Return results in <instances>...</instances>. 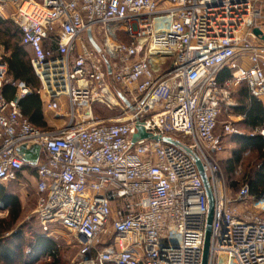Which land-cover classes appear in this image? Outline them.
Instances as JSON below:
<instances>
[{"label": "built area", "instance_id": "obj_1", "mask_svg": "<svg viewBox=\"0 0 264 264\" xmlns=\"http://www.w3.org/2000/svg\"><path fill=\"white\" fill-rule=\"evenodd\" d=\"M9 2L44 109L59 111L63 96L69 110L62 127L33 125L18 104L29 89L6 78L0 56V182L33 168L35 217L78 238L75 264H202L208 200L193 155L215 201L206 264H264V194L251 208L247 184L228 196L216 161L232 89L245 82L264 106V0H0V14ZM97 24L120 35L99 42ZM86 63L88 84L75 86ZM108 76L126 117L94 122L91 104L111 102L99 95ZM8 82L19 98L4 96ZM137 125L160 138L132 143ZM27 142L40 145L35 166L15 153Z\"/></svg>", "mask_w": 264, "mask_h": 264}, {"label": "trees", "instance_id": "obj_2", "mask_svg": "<svg viewBox=\"0 0 264 264\" xmlns=\"http://www.w3.org/2000/svg\"><path fill=\"white\" fill-rule=\"evenodd\" d=\"M0 38L3 39L1 43L4 50L9 53V56L3 59L7 64L9 80L21 82L29 89L18 100L20 109L33 125L44 127L42 101L36 93L40 84L29 63L31 53L21 45V32L13 20L0 18ZM230 77L231 71L224 67L217 73L216 81L222 85ZM4 86L12 85L10 82L4 83L2 85L3 94ZM235 94L250 98L249 104L246 103L238 107L244 111L242 123L251 130L255 128L264 129V106L262 102L251 95L245 82L236 86ZM237 139V147L232 151L230 158L222 161V165L227 173L232 174L237 167L241 166L246 152L257 151L258 162L248 165L251 169L244 173L246 181L243 183L247 184L249 188V198L254 197L256 200L264 194V137L259 133H254L252 136L240 135ZM216 161L219 165L220 160L217 156ZM256 165H259V169L254 170L253 167ZM24 168L33 171L32 167L26 166ZM19 174L17 173V177ZM0 203L2 204L0 210L7 212L5 217H0V264H37L42 258H49L52 261L51 264H58L59 248L53 239L43 233H30L28 239L23 227L16 226L22 213L21 202L18 196L9 191L2 182H0Z\"/></svg>", "mask_w": 264, "mask_h": 264}, {"label": "rangeland", "instance_id": "obj_3", "mask_svg": "<svg viewBox=\"0 0 264 264\" xmlns=\"http://www.w3.org/2000/svg\"><path fill=\"white\" fill-rule=\"evenodd\" d=\"M4 11L8 13L9 17L10 16L13 17V14L15 12V4L13 2L7 3L2 12ZM94 31L95 34H100L99 35L100 37H98V41L102 42L104 37L107 35V32H110L113 38L119 36L121 32V28L117 25L106 26L104 24H97L94 27ZM2 40L3 39L0 38V47L2 46L1 43ZM3 51H4L3 52L4 55L9 54L5 50ZM2 57L6 58L5 56ZM6 78L10 79V76L7 74ZM109 89L115 96L113 98L114 99L113 102L111 101L109 103L104 98L102 101L95 100V102L91 104V114L94 119V122L120 121L126 117V115L123 113V109H124L123 99L118 95L119 89L113 82H111V80H110ZM67 109H69L68 106ZM44 111H45V117L47 119L45 126L58 127V122L54 121L53 119H54V115L61 110L54 112L44 109ZM67 113L68 110L66 112V115ZM179 138H181V136ZM222 161L224 160H220L219 167L221 170V176L224 181V185L226 187L227 195L228 196L234 195L238 190V188L246 181L244 177V173L247 170L251 169V167H248V165H251L250 163L251 160L250 158L244 155L241 166L237 167L236 171L232 174H229L224 170ZM21 172L22 175L19 177V179L13 182H8V181L4 182L5 187L9 191L17 195L21 202L22 213L16 226L23 227V230L26 233V237L28 239L30 238V233H43L47 237L53 239V241L56 243L57 247L59 248L60 257L58 264H75L77 261V253L79 247L78 238L73 233L63 229L61 226H54L49 231H44L41 228L40 224L35 218V213H34L37 203V194H36L37 179L34 175V171H32L31 169H23ZM254 202L255 200L251 201V199H249L248 207L251 208L252 205H254ZM5 216H6V211L0 210V217H5ZM51 263L52 261L49 260V258H42L37 264H51Z\"/></svg>", "mask_w": 264, "mask_h": 264}, {"label": "crops", "instance_id": "obj_4", "mask_svg": "<svg viewBox=\"0 0 264 264\" xmlns=\"http://www.w3.org/2000/svg\"><path fill=\"white\" fill-rule=\"evenodd\" d=\"M0 18L1 19H11L13 20V17L8 15V13L6 11L2 12L0 14ZM26 49L28 50V48L26 47ZM4 48L1 46L0 47V56H5L8 57V55H4L3 51ZM4 59V58H3ZM244 65H248L247 61L244 62ZM110 77L108 76L105 79V84L107 83V86L109 88L110 86ZM4 90V96L6 98H19L18 96V90L17 88L13 87V86H4L3 88ZM235 90L236 87H234L231 91L230 97L228 98V106L223 109L222 113L220 114V116L218 117V123L216 126V132L220 135H222V140H223V150L221 152H219L216 156L219 160H226L228 158L231 157V153L232 151L237 147V137H239L240 135H250L252 136L254 133H259L261 136L264 137V129L263 128H255L253 130H251L249 127L245 126L242 121L244 119V111L240 110L238 107H240L243 104H249L250 103V98H245L243 95H239V94H235ZM110 95L114 98V94L110 92ZM118 95L120 96V91L118 92ZM41 101L43 99V97L39 96ZM244 97V98H243ZM21 98V97H20ZM58 103L60 105V110L58 112V114L54 115V121L58 122V128L64 126L67 122V116H66V112L67 110V101L65 97H59L58 98ZM65 112V114H64ZM42 114H43V120L46 123L47 119L45 117V111H44V107H43V103H42ZM231 123L232 126L237 129L240 133L239 134H225L223 133L222 127L224 123ZM46 125V124H45ZM45 128H54V126H44ZM245 156H247L248 158H250V163L251 164H256L257 161V151L253 150V151H249L246 152L244 154ZM254 170L259 169V165H256L255 167H253ZM22 175V172L19 174V177ZM35 175V173H34ZM19 177L16 178L19 179ZM36 177V176H35ZM252 200H255L254 197L249 198ZM37 204V203H36ZM2 206V204L0 203V207ZM7 214V212H6ZM36 218V217H35ZM37 220V219H36Z\"/></svg>", "mask_w": 264, "mask_h": 264}, {"label": "water", "instance_id": "obj_5", "mask_svg": "<svg viewBox=\"0 0 264 264\" xmlns=\"http://www.w3.org/2000/svg\"><path fill=\"white\" fill-rule=\"evenodd\" d=\"M253 32L257 35L261 34L260 30L256 28L253 30ZM87 37H88L89 42L92 44V46L98 49V46L94 42L90 31L87 32ZM262 38L264 39V37ZM143 138L159 139L160 137L146 132L141 125H137V132L132 137V143H134L137 139H143ZM162 139L174 145L179 144L176 140H173L170 137H162ZM15 153L27 165L35 166L38 161L39 155H40V145L33 143V142L23 143L16 147ZM193 159L195 161L199 175L203 182V186H204L205 193H206L207 200H208V212L206 216L203 254H202V264H206L207 257H208L209 239H210V232H211V223H212L213 214H214L215 201H214L212 189L210 187V183L207 178V175L204 171L202 162L200 161L197 155H193ZM79 238L83 240V237L81 235H79ZM225 259H226L225 256H222L219 260V263L224 264Z\"/></svg>", "mask_w": 264, "mask_h": 264}, {"label": "bare ground", "instance_id": "obj_6", "mask_svg": "<svg viewBox=\"0 0 264 264\" xmlns=\"http://www.w3.org/2000/svg\"><path fill=\"white\" fill-rule=\"evenodd\" d=\"M88 71H89V64L86 63L85 66H83V71H82L83 73L81 75H79L77 77V79H76L77 81L75 82V84H76L75 86H80L82 80L84 81V83H86V84H84V86L88 84V81L86 79V76H87L86 74H87ZM99 86H100V89H101L99 95L106 96L110 101L113 102L114 99L109 94V92H108L107 88L105 87V85L102 82H100ZM92 93H93V97H95L96 93L94 91H92Z\"/></svg>", "mask_w": 264, "mask_h": 264}]
</instances>
